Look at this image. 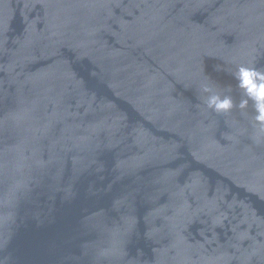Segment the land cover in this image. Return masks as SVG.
<instances>
[{
	"label": "water",
	"instance_id": "1",
	"mask_svg": "<svg viewBox=\"0 0 264 264\" xmlns=\"http://www.w3.org/2000/svg\"><path fill=\"white\" fill-rule=\"evenodd\" d=\"M241 66L264 0H0V264H264Z\"/></svg>",
	"mask_w": 264,
	"mask_h": 264
},
{
	"label": "clouds",
	"instance_id": "2",
	"mask_svg": "<svg viewBox=\"0 0 264 264\" xmlns=\"http://www.w3.org/2000/svg\"><path fill=\"white\" fill-rule=\"evenodd\" d=\"M238 86L245 91L249 99L254 102L257 115L255 119L264 124V73L250 67L241 66L237 73ZM204 91H209L208 87ZM247 100L241 102L240 107H244ZM209 107L216 111H228L233 107V102L230 97L221 98L217 95H212L208 98Z\"/></svg>",
	"mask_w": 264,
	"mask_h": 264
}]
</instances>
